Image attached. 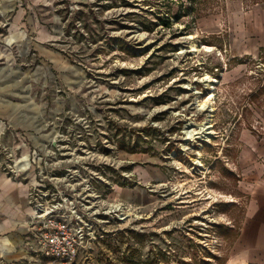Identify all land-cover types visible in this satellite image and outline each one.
<instances>
[{
  "label": "rangeland",
  "instance_id": "1",
  "mask_svg": "<svg viewBox=\"0 0 264 264\" xmlns=\"http://www.w3.org/2000/svg\"><path fill=\"white\" fill-rule=\"evenodd\" d=\"M248 170L264 0H0V174L29 209L0 264H50L39 213L68 223L73 264H239Z\"/></svg>",
  "mask_w": 264,
  "mask_h": 264
},
{
  "label": "crops",
  "instance_id": "2",
  "mask_svg": "<svg viewBox=\"0 0 264 264\" xmlns=\"http://www.w3.org/2000/svg\"><path fill=\"white\" fill-rule=\"evenodd\" d=\"M250 154L251 152L247 150L246 156L249 157ZM252 174L255 180L251 181L252 184L248 183L249 203L238 245L241 251L237 259L241 264H264V178L260 176L259 171L252 173L248 170L247 175ZM28 214L25 188L11 184L0 174V234H19V241L13 242L15 246L16 244L19 246L22 235L25 236L27 231L25 221ZM11 236L8 235L6 238L11 240ZM2 250L5 249L0 248V252ZM20 250L23 252V249Z\"/></svg>",
  "mask_w": 264,
  "mask_h": 264
},
{
  "label": "built area",
  "instance_id": "3",
  "mask_svg": "<svg viewBox=\"0 0 264 264\" xmlns=\"http://www.w3.org/2000/svg\"><path fill=\"white\" fill-rule=\"evenodd\" d=\"M36 217L42 219L37 221L41 225L36 228L35 235L41 257L50 264H73L78 248L75 239L70 238L68 223L54 218L51 213H39Z\"/></svg>",
  "mask_w": 264,
  "mask_h": 264
},
{
  "label": "bare ground",
  "instance_id": "4",
  "mask_svg": "<svg viewBox=\"0 0 264 264\" xmlns=\"http://www.w3.org/2000/svg\"><path fill=\"white\" fill-rule=\"evenodd\" d=\"M193 38H194V35H189V36L187 37V39H193ZM205 49H206L207 51H210V50H211V48L208 47V46H205ZM198 50H199V49L197 48V46H196L194 43H192V44L190 45V50H189V52L196 53ZM183 53H185V51H180V54H183ZM205 79H206V81H208L209 83H211V82L213 81V79L210 78V76H207ZM212 98H213V96H212V95H209L206 99H204L203 101H201V102L198 104L199 109L203 110V109H205L206 107H208L207 105L212 104ZM191 126H194V124H193V123H190V124H187V125H186L187 128H189V127H191ZM209 128H211V125H210L209 123H208V125L206 124V122L203 123V124L201 123V124H199V125L196 126L197 132H196L195 134L203 133V132H205V134H210L211 132H209V131L207 132V130H208ZM185 133L187 134V138H186V139L190 140V139L192 138V135H193V134H191V131H188V129H187V130L185 131ZM196 164H197L198 166H200V167L203 166L202 163H201L200 161H196ZM220 197H223V195H220ZM206 198H207V199H215V195L209 194V196H207ZM116 207H117V206H116ZM232 263H233V262H232ZM233 264H234V263H233ZM239 264H241V263H239Z\"/></svg>",
  "mask_w": 264,
  "mask_h": 264
},
{
  "label": "trees",
  "instance_id": "5",
  "mask_svg": "<svg viewBox=\"0 0 264 264\" xmlns=\"http://www.w3.org/2000/svg\"><path fill=\"white\" fill-rule=\"evenodd\" d=\"M190 3H194L196 0H188Z\"/></svg>",
  "mask_w": 264,
  "mask_h": 264
}]
</instances>
